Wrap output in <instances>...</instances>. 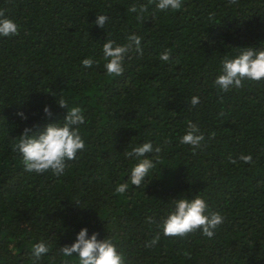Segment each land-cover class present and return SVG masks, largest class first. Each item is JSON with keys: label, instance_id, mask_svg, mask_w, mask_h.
<instances>
[{"label": "trees", "instance_id": "16d2710c", "mask_svg": "<svg viewBox=\"0 0 264 264\" xmlns=\"http://www.w3.org/2000/svg\"><path fill=\"white\" fill-rule=\"evenodd\" d=\"M147 3L0 0L19 25L18 36L0 37V264H34L41 241L50 251L35 264H78L60 248L85 228L89 238L112 239L125 264H264V81L229 92L214 84L225 56L264 50V0H183L175 12L151 4L143 22L128 11ZM98 15L108 17L104 28ZM132 34L142 37L143 54L130 52L123 75H107L103 44L123 45ZM166 50L167 63L159 59ZM89 57L93 66L84 68ZM61 98L82 109L85 150L59 177L28 173L14 145L25 128L38 138L63 124ZM188 121L205 136L195 154L180 143ZM146 142L161 151L124 155ZM144 158L155 167L137 188L131 169ZM196 195L224 223L212 238L165 237L175 200Z\"/></svg>", "mask_w": 264, "mask_h": 264}, {"label": "clouds", "instance_id": "9594fccd", "mask_svg": "<svg viewBox=\"0 0 264 264\" xmlns=\"http://www.w3.org/2000/svg\"><path fill=\"white\" fill-rule=\"evenodd\" d=\"M236 3V0H230ZM154 4L160 11H179L183 0H148L147 4H140L137 7L132 5L128 11L137 13V21L143 22L144 14L148 12V5ZM108 20L106 15H98L96 25L104 28ZM19 35V25L5 15V11L0 9V37H16ZM142 37L132 34L127 37V43L118 45L113 40H107L103 44V58L107 61L104 64L106 73L109 76L119 77L125 71L124 62L130 52L143 54L141 47ZM171 51L163 52L159 59L169 62ZM84 68H91L94 60L89 57L82 62ZM221 74L214 81L220 92H229L233 89L244 87V81L261 82L264 81V50H257L255 47L242 48V51L235 58L227 56L221 61ZM59 107L67 109V115L63 124H49L46 130L37 138L31 134V129L25 128L19 142L14 145V150L22 156L24 171L37 175L51 172L59 177L64 174L69 166L68 162L77 160L78 153L85 150V141L81 136L80 125L85 123V117L80 107L68 108L66 100L61 98L57 101ZM199 103V97L191 99L192 106ZM47 116L52 113L48 108L44 109ZM223 113H221L222 115ZM22 115V114H21ZM186 134L180 139V143L190 145L193 153L204 146L205 136L200 128L191 121L187 122ZM215 137L212 133L210 139ZM159 147L154 148L150 142L143 143L133 148L124 155L128 158L146 157L150 153H159ZM244 163H251V155H241L239 157ZM236 163L235 160H229ZM155 167L152 159L144 158L140 160L132 169L130 175L131 185L139 188L145 181L150 170ZM128 189V183L117 186L116 192L124 194ZM224 216L219 212L210 211L207 202L196 195L189 200L186 198L175 200L174 210L163 220L161 227L165 237L185 238L194 233H201L203 236L212 238L216 230L224 223ZM149 223H154L152 217L148 218ZM98 234L88 237V230L82 229L76 236L75 242L71 246L60 248L64 257H78V264H125L124 254L118 250L112 239H97ZM160 235L149 242L148 247H152L159 242ZM50 251L49 246L41 241L34 245L32 255L35 261H39L42 256Z\"/></svg>", "mask_w": 264, "mask_h": 264}]
</instances>
